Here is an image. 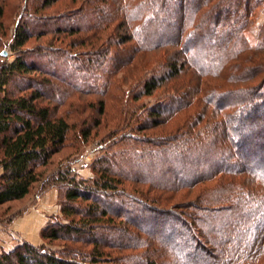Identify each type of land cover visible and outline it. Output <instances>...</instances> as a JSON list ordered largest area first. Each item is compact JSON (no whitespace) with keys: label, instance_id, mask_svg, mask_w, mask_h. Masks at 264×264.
Returning <instances> with one entry per match:
<instances>
[{"label":"trees","instance_id":"1","mask_svg":"<svg viewBox=\"0 0 264 264\" xmlns=\"http://www.w3.org/2000/svg\"><path fill=\"white\" fill-rule=\"evenodd\" d=\"M30 1L0 63V206L56 185L63 221L0 264H264V28L258 47L244 36L261 0H61L76 5L62 14L41 13L59 0ZM51 34L68 52L47 63L86 57L102 76L83 87L100 98L77 129L59 111L83 90L73 71H47L25 47ZM103 117L110 143L91 176H46Z\"/></svg>","mask_w":264,"mask_h":264},{"label":"rangeland","instance_id":"2","mask_svg":"<svg viewBox=\"0 0 264 264\" xmlns=\"http://www.w3.org/2000/svg\"><path fill=\"white\" fill-rule=\"evenodd\" d=\"M31 4L30 0H0V63L4 61H10L15 57V54L11 50L9 43L12 39L16 23L19 19V14L22 12V8L24 7V4ZM70 6H66V4H63L61 0L55 2L52 4L49 8H44L41 13L42 14H62V13H68L66 12L67 9H70ZM76 5L72 6L75 7ZM264 28V0H261L259 5L253 10L252 16L249 18V23L247 27L244 30V36L247 41V43L252 47H258L261 45V38L259 37L260 30ZM52 37H58V35H46L41 38H32L30 39L25 47L31 48L28 52L29 59H33L37 63L40 64H47L49 66H46L47 71H56L59 75L69 73L70 70L73 72V79L75 83L79 84L80 89H83L81 93L75 94L73 97L67 99L65 105H62L59 107V111L62 112L64 110H69L71 112L70 114V121L76 122V129L80 127L81 122L84 118H86V121L90 122V120L93 117H96V113L94 109H91L86 105L88 101L96 100L100 98V95L98 94H85L87 91V88H83L84 85H89L92 83L93 79L92 76L100 77L101 75L98 73L93 74L88 67V64H86V57H80L79 59L83 60H70L67 61L66 59L58 58V60L53 61L52 63H47V60H49L51 57H56L60 54H63L62 50H68L66 48H61L66 46V42H61L59 39H54ZM49 47V48H48ZM50 50H55L59 52H52ZM69 49V48H68ZM71 49L77 53L85 50L86 48H80V47H71ZM64 50V51H65ZM65 51V52H66ZM87 51V49H86ZM4 52V54H3ZM75 53L74 55L76 56ZM83 54H80L82 56ZM84 74L85 77L80 78L81 74ZM120 76L122 72L118 73ZM91 76L90 78H88ZM102 77V76H101ZM78 81H81L78 83ZM85 82V83H84ZM59 89L61 87V90L65 87L63 83L57 84ZM18 89V86L16 87ZM89 88V87H88ZM71 92V88H70ZM84 93V94H82ZM158 93V92H157ZM156 93V94H157ZM156 95L153 97L145 98V101H152L155 100ZM69 101H72V105H69ZM112 124L110 122H107V120L103 117L102 123L97 127L94 128L90 138L88 141L84 144L78 143L75 144L72 147H66L63 150H61L59 153L53 156V160L51 164L46 168V176L49 175L50 172H54L58 168H63L65 166L70 165L74 171L79 175L83 177H89L91 176L92 172L90 169L89 163L91 162L94 155L97 153V149L100 146L99 142L102 141L103 144H109L110 141L108 139V132ZM73 132H70L69 138L70 140L73 138ZM78 148V149H76ZM76 149V150H75ZM73 153V154H72ZM53 191V199L52 204L57 206V212L51 213L46 216V219L44 221V224L42 227L46 224V222L49 220L50 217H54V219L59 218L60 221H63L61 215H60V205H59V199H58V193H59V187L56 185L53 186H47V187H41V185L38 183L33 187L31 190L30 197L27 201H16V202H10L5 205L0 206V231L4 232L11 231L13 232V229L11 227H8L13 220H15L18 217H21L24 212L30 209L35 203H37V200L40 196L43 194H46L47 192ZM56 217V218H55ZM41 227V228H42ZM40 228V229H41ZM14 237L12 238L9 236H6L4 233L0 232V251L3 250H9L13 247H15L17 244L22 242L23 238H17V232H13ZM6 237V238H5ZM4 238V239H3ZM39 239L37 243H33L35 245H39L43 243V240L40 237V230L38 233ZM28 241V240H27ZM46 246L51 247L52 249L59 247L58 245L61 243L58 241H53L50 244L46 243Z\"/></svg>","mask_w":264,"mask_h":264},{"label":"crops","instance_id":"3","mask_svg":"<svg viewBox=\"0 0 264 264\" xmlns=\"http://www.w3.org/2000/svg\"><path fill=\"white\" fill-rule=\"evenodd\" d=\"M53 195V191L43 194L38 198L37 203L24 212L21 217L13 220L8 227H11L13 232H17V236H19L17 238H23L32 243H37L39 241L36 236L38 237L39 230L44 224L46 216L51 213H56L58 210L57 206L52 204ZM0 232L4 233L6 236L14 237V233L11 231L8 232L4 230V232Z\"/></svg>","mask_w":264,"mask_h":264},{"label":"water","instance_id":"4","mask_svg":"<svg viewBox=\"0 0 264 264\" xmlns=\"http://www.w3.org/2000/svg\"><path fill=\"white\" fill-rule=\"evenodd\" d=\"M3 54H4V52H3Z\"/></svg>","mask_w":264,"mask_h":264}]
</instances>
